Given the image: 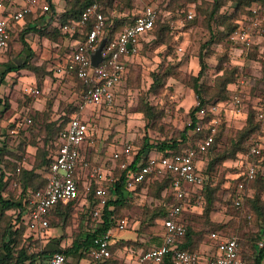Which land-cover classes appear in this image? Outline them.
I'll return each mask as SVG.
<instances>
[{
    "label": "rangeland",
    "instance_id": "1",
    "mask_svg": "<svg viewBox=\"0 0 264 264\" xmlns=\"http://www.w3.org/2000/svg\"><path fill=\"white\" fill-rule=\"evenodd\" d=\"M52 1L56 14L60 15L71 5V0ZM134 1L114 0L111 6L106 0L99 3L105 10L106 19L118 23L116 29L130 21L141 3H150L159 17L153 31L141 42L137 56L129 64V71L123 76L126 79L118 84L112 105L85 109L84 117L90 125L93 140L85 151L84 160L89 169L97 167L105 175V182L112 181L118 174L114 151L122 144L130 143L135 151L144 143L156 144L178 135L191 122L189 111L197 103L191 86L200 70L198 57L203 54L206 68L199 78L201 94L213 101L220 92V76L227 72L229 76L233 75L236 82L226 85L223 95L229 102L237 94L242 110L241 115L235 118L220 116L217 131L219 129L221 133L211 157L231 153L248 123L247 114L250 111H253L255 124L260 119L262 123L260 129L244 137L243 149L234 157L225 158L211 167L216 184L213 209L209 215L203 212L207 200L200 193V202L194 211L187 214L185 221L200 234L198 250H205L214 243L207 230L217 226L218 233L225 237L234 235L243 241L245 258L252 262L255 246L260 247V243H264V170L261 178L253 183V196L257 197V201L252 203L254 208L248 201L236 214L229 193L235 189L239 158L246 151L249 137L260 140L264 158V34H257L259 37L252 44L232 42L226 35L225 23H230L232 16L238 18L244 9L236 13L234 0H220L222 5L216 22L207 18L213 0H143L137 4ZM188 13L192 15L191 19L187 18ZM223 19L224 25H219ZM24 24L25 20L15 28L11 40L14 43L10 44L6 54L0 55V62L20 64L24 59L27 50L20 38ZM58 24L47 27L44 35L36 32L23 34L24 42L33 52L29 59L32 69L9 73L0 84L1 163L9 171L6 197L11 199L20 198L24 192L18 181L21 170L38 163L42 151L44 158L49 155V136L52 133L48 124L54 123L55 126L66 122L80 101V83L72 76L55 78L51 71V67L63 62L71 50L69 34L63 33ZM203 45L205 47L201 51ZM154 76L160 79L157 84L154 83ZM238 79H244L243 84L238 85ZM30 89H37L39 93L35 95ZM259 109H262V117H259ZM28 119L30 123H25ZM12 129L16 132L11 133ZM45 167L44 164L37 168L41 178ZM80 176V194L88 198L95 180L86 169ZM126 201L118 208L117 215L126 216L130 224L116 230L113 235V242L116 241L113 257H116L117 264H133L140 251H147L159 241L162 230L157 211L163 201L153 195L149 186L129 191ZM92 207V202L82 204L81 200L74 201L67 216L54 214L49 232L42 242L20 240L17 247L23 246L27 254L53 249L56 244L68 248L71 241L91 229ZM249 213L251 218L247 217ZM259 235L262 238L257 239ZM121 238L125 242H121ZM18 249L13 250L14 256ZM48 257V253L43 257L36 256L34 264H45ZM74 260L69 256L66 264Z\"/></svg>",
    "mask_w": 264,
    "mask_h": 264
},
{
    "label": "built area",
    "instance_id": "2",
    "mask_svg": "<svg viewBox=\"0 0 264 264\" xmlns=\"http://www.w3.org/2000/svg\"><path fill=\"white\" fill-rule=\"evenodd\" d=\"M1 1V0H0ZM15 9L6 15H0V55L8 47L10 30L19 25L28 14H45L50 10V3L47 0H5ZM143 0H135L140 3ZM129 22L123 24L120 30L107 42L105 36V15L102 13L98 2H93L86 6L80 17L69 23L60 25L62 32L72 36L79 34L82 38L76 40V44L67 55V58L56 64L53 68L55 76L64 77L74 74L81 80L84 88L81 91L80 101L77 109L66 121V126L62 129L58 137L53 141L51 161L45 169L44 185L29 191L24 201L25 208L21 209L19 219L14 217V226L23 223L27 233H31L34 239L42 241L49 232L48 215L54 206L60 203H67L80 196L77 185L79 174L86 169L90 176L94 178L97 186L94 188L95 200L91 218L93 220L91 229L97 227L102 222V210L106 203L109 191L103 185L106 181L105 175L97 167L88 168V163L81 158V146L85 142L92 143L93 133L91 132L88 120L85 119V109L95 106H111L115 99V89L122 81L127 72L129 63L135 58L140 49L141 42L149 34L156 19V11L152 5L140 4ZM250 13L243 16L238 22L239 26L229 34V38L234 43L249 44L256 34H264V6L251 7ZM191 19L192 15L187 14ZM88 22H92L90 30H85ZM105 39L102 49V59L96 66L91 64V56L98 48L100 42ZM240 80L239 84H243ZM33 94H38L37 89H30ZM236 91V89H234ZM241 100L234 94L230 100V105L238 111ZM221 103L209 105L197 114L198 119L204 118L209 113V121L206 123L208 134L196 141L195 146H188L180 152L170 154H150L147 162L140 164L137 169L129 170L125 181V189L131 191L135 185L144 179L148 181L154 177L170 175L169 185L166 193L171 194L172 202L167 209V216L160 219L163 229L162 240L159 245L150 247L147 251L138 255L136 264L146 262L158 263L167 253H171L174 264H245L240 255L239 240L236 236L225 235L218 232H211L210 239L213 240L214 251L204 252L202 250H185L176 248L174 245L177 238L184 234L185 228L181 222L180 214L189 206H197L201 195L196 186L203 181L200 160L196 159L198 151H204L210 146L217 134V126L221 123ZM262 109H259V117H262ZM26 120L25 123H30ZM190 124V122H189ZM188 124V125H189ZM19 126V124H18ZM16 126V127H18ZM202 124L195 126V132H200ZM12 129L11 133H15ZM133 146L130 143L122 144L121 148L114 151V159L124 154L131 158ZM262 144L256 137H249L246 151L239 158L238 181L236 182L234 204L241 206L245 185L254 178L259 163ZM127 162L120 163V168H124ZM18 170V168H17ZM19 210L16 211L18 214ZM113 225L105 231L100 232L93 238L89 264H114L110 261L113 256L110 252V241L113 232L129 226L130 221L124 215L111 214ZM263 242L260 243L262 246ZM67 257L64 253L55 251L51 253L45 264H66Z\"/></svg>",
    "mask_w": 264,
    "mask_h": 264
},
{
    "label": "trees",
    "instance_id": "3",
    "mask_svg": "<svg viewBox=\"0 0 264 264\" xmlns=\"http://www.w3.org/2000/svg\"><path fill=\"white\" fill-rule=\"evenodd\" d=\"M50 3V10L47 14H40V13H36V14H28L24 17L25 20V24H24V32L21 33V42L25 45L27 53H25L24 59L21 60L20 64H11V63H0V68H2L0 70V84H2V82L5 80V77L8 73L10 72H18L22 69H32V67L29 64V59L32 56L33 52L32 50L27 46L26 42H24L23 39V34L24 33H30V32H36V33H40L42 35L46 34L45 29L49 26H53L54 23H59L60 25L64 24V23H69L71 21H74L76 19H78L80 17V14L82 12V10L88 6L89 4H92L93 2H98V3H102V1L105 0H71L70 1V6L64 10V12L60 15V14H56L55 10H54V4L51 0H47ZM112 1L114 0H106V3H108L107 5L111 6L112 5ZM129 1H133V0H129ZM236 2V13L239 12L242 8H244L239 17L238 18H234L232 16V21L228 24L225 23V31H226V35H229L230 33H232L238 26H239V21L243 18V16L247 15L250 13L249 9L246 10L247 7L251 6V5H256L257 7H263L264 6V0H234ZM104 3V2H103ZM149 5H151L150 3H148ZM106 5V4H105ZM106 5V6H107ZM222 3L220 0H213L212 2V8L208 13V20L209 21H215L218 11L221 7ZM102 9V8H101ZM155 9V8H154ZM103 15H105V10H101ZM156 11V9H155ZM158 14L156 11V19L155 22L153 24L152 29L150 30L149 33H151L154 29V27L156 26V23L158 21ZM216 22V21H215ZM58 24V25H59ZM59 25V26H60ZM219 25H224V19L219 21ZM58 26V28H60ZM118 26L117 22H112L109 21L108 19L105 18V25H104V30H105V36L104 38L106 39V41L108 42L110 38H112L119 30L116 29V27ZM92 27V22H88L85 30H90ZM15 28H17V25L14 26L12 28V30H10V37L8 42V46L11 44V40L13 39V32L15 30ZM164 29L166 27H163ZM162 28V29H163ZM66 35V34H65ZM72 37L77 38V39H81L82 37L79 34H73ZM213 37V35H211V38ZM145 41V40H144ZM208 43V42H207ZM205 45H203L201 47V51H203ZM204 55L200 53L199 57H198V61H199V66H200V70L198 72V75L195 78V81L193 82L191 88L193 90V92L196 94L197 97V103L194 107H192L189 111V116L191 119V122L189 125L185 126L183 130H181L178 135H176L175 137H171L170 139H166V140H162L156 144H152V143H147V144H142L138 147H136V150L132 151V155L131 158L129 159L126 155L122 154L120 155L116 160H118L117 163V168H118V174L116 177H113L112 181H108L105 182L103 181V183L107 184L105 185V187L108 189L109 191V196L108 199L106 201V203L103 206V210H102V222L95 228L84 231L81 235H79L78 237H76V239H74L73 241L70 242V245L68 248H61L59 246L50 249V250H46V249H42L41 251L37 252V253H31V254H27V251L25 250V248L23 246L17 247V243L20 240L24 241H30L33 243L39 242L38 239H34L31 233H27L26 227L24 226L23 223H20L19 226H14L13 224V219L14 217L16 219H19L20 216V210L25 208V199L27 197V193L29 191H32L34 189H37L41 186L44 185L45 179L44 177L41 178V176L39 175L37 168L39 167V165H46V167L48 166V164L50 163L49 161H51V155H52V150L54 148L53 146V141L58 137V135L60 134V132L62 131V129L66 126L67 122H62L61 124H55L54 123H49L48 124V129H50L51 131V136H49V142H51V147H50V152L49 155L44 158V152H41V159L39 160L38 163H36L33 167L29 168V169H22L21 172L18 175V181L20 183L21 188L24 190V192L21 194L19 199H11L9 197H2L1 193H0V204H1V208H0V248H2L4 250V254H0V264L1 262L4 263H8V262H13V264H19V263H24L28 260H30L29 264H34V258L36 256H42L43 254L48 253V255H50L51 253L55 252V251H59L64 253V255L66 257L71 256L74 259H79V258H90L89 252L91 250V248L93 247V238L95 235L99 234L102 231H105L106 229L109 228V226L113 225V222L110 218L111 214H117L118 208L123 206L127 199V194L129 193V191H127L125 189V181L128 177L129 174V170H135L137 169V167L144 163L147 162V158L150 154H170V153H174V152H180L182 151L184 148H187L188 146H195L196 141L200 138H202L203 136H205L206 134H208V128L206 127V123H208L209 121V116L210 114L207 113L205 114L203 120L202 119H198L197 118V114L200 112V110L202 109H206L209 105L212 104H218V103H222V102H226V98L223 95V91L226 88V85H228L229 83H234V81L236 80L233 75L229 76L227 74V72H225V75L220 76L219 79V83H218V88L220 90L219 93H217L216 98L213 101H210L208 98H206L205 96H203L200 90L201 85L199 84L200 82V77L203 74V71L205 70L206 66H205V62H204ZM129 68V65L127 67V70ZM129 71V70H128ZM128 71L126 72V74L128 73ZM71 76L76 79L79 83H80V89L82 91V89L84 88V84L81 80L77 79L76 76L74 74H71ZM126 78L123 77L122 81H124ZM154 83H158L160 82V79H157V77L154 76ZM121 82V81H120ZM236 82V81H235ZM239 82V79L238 81ZM211 98V97H210ZM230 102V101H229ZM227 103V102H226ZM247 118H248V123H246V126L242 129L241 133H240V137H239V142L236 143V145L234 146L233 150L231 151V153L227 156L225 155H220L217 157H211L214 149H215V145L217 143V140L219 139V135H220V130L218 129L217 134H215L214 136V140L212 142V144L210 146H208L204 151H198L196 153V159L200 160V164L201 165V173L203 174V181L200 185L196 186V190L199 191V193L204 194L206 197V204L203 208V212L206 216L209 215L210 211L213 209V203H214V197L213 194L215 192V182L213 180V176L211 174V167H213L214 164H216L219 161H223L225 158L228 159V157H234L236 152L240 151L243 149L242 146V140L244 139V137H247V135L249 133H254V130H258L261 127V123H262V119H260L258 121L257 124H255L254 121V115H253V111H250L247 114ZM69 117H67L66 121H68ZM197 124H202L205 127H203V129L200 132H195V126ZM47 141V143H48ZM40 150V149H38ZM244 153V152H243ZM2 155H3V149L0 148V163L3 162L2 160ZM210 156V159L208 160L207 158ZM204 158L206 160V162L204 161ZM261 162L258 165L257 168V172L256 175L254 176L253 179H251L250 181L247 182V184L245 185V193L243 195V203L241 206H236L234 204V194H235V189L233 191H231L229 193V198L231 199V206L236 208V214L241 212V209L243 207H245V203L250 201L252 208H254V204H252L254 201H257V197L256 199L253 196V183L260 179L262 174H263V163H264V158H263V147H262V151H261V155H260ZM127 162V165L124 168H120V163L121 162ZM203 162H205V165H203ZM45 167V168H46ZM3 176L4 174L2 173L0 175V190L5 188L6 185L8 184V180L9 177H7V179L5 181H3ZM170 175H164L162 177H154L153 179H149L148 181H146L145 179L142 182H139L135 185V187L131 190L133 192H135L137 189H139L141 186L145 185V186H149L150 189L153 190V195L159 199H161V201H163L161 203V206L159 207L157 214H158V218L159 220L164 218L165 216H167V209L168 206L174 202V200L172 199L171 194L166 193V189L169 185V180H170ZM238 176H236L234 178V181L237 182L238 181ZM92 192L90 193V196L88 197L89 201L88 202H92L95 200V194H94V188L97 186L96 181H94L92 183ZM78 187L80 188V181L78 180L77 183ZM236 187V186H235ZM113 190L114 194L113 196L110 195V191ZM76 200H71L68 201L66 204L65 203H60L58 202L54 208L52 209L50 215H48V221H49V227H51V218L55 215H60V216H67L70 213L71 210V205L73 204V202ZM93 203V202H92ZM255 203V202H254ZM17 209V211L19 210L18 214H14V213H10L8 212V210L10 209ZM257 208V207H256ZM238 210V211H237ZM249 210V209H248ZM258 212H260L258 210ZM55 214V215H54ZM187 216L186 211H182L180 214V219L181 222L185 228V232L183 235H181L180 237L177 238V242L175 243V247L176 248H181V249H185V250H198L199 245H200V234H197L195 229L188 224L185 221V218ZM248 218H251V214L249 213ZM209 237H210V233L211 232H217V226L210 228L209 230ZM259 238H262L261 235H259ZM113 239V237H112ZM124 239H120L121 242H125ZM162 240V235H160L159 237V241L154 245H159L161 243ZM239 246H240V255L241 257L244 259L245 264H261L262 261L264 260V244H262V246L257 247L255 246L254 249V253L252 255V262L247 261V259L245 258V254L242 248V244L243 241L241 239H239ZM116 242V241H115ZM115 242L110 241V252L111 255L113 256V247L115 246ZM17 253L14 256V249H17ZM144 251H140L139 255L142 254ZM111 262H113L114 264H117V259L115 257L110 259ZM142 264H174L173 258L171 253H167L163 259L158 262V263H153V262H144Z\"/></svg>",
    "mask_w": 264,
    "mask_h": 264
},
{
    "label": "crops",
    "instance_id": "4",
    "mask_svg": "<svg viewBox=\"0 0 264 264\" xmlns=\"http://www.w3.org/2000/svg\"><path fill=\"white\" fill-rule=\"evenodd\" d=\"M52 1V0H51ZM53 2V1H52ZM53 4H54V2H53ZM16 6H18L19 4H15ZM15 5H12V4H10L9 2H7V1H5V0H1L0 1V15H6L7 13H10L11 11H13L14 9H15ZM57 11V10H56ZM45 14H47V13H45ZM68 36V38H69V41H70V49H72L73 48V46L76 44V40H78L77 38H74V37H72V36H69V35H67ZM259 37V35H254L253 36V39H252V42H250L249 44H252V43H254L255 42V40L257 39ZM14 42H12L11 44H13ZM240 44H242V43H240ZM10 46V45H9ZM8 46V47H9ZM8 47H7V50L2 54V55H4V54H6L7 52H8ZM70 52H71V50H70ZM69 52V53H70ZM1 55V56H2ZM0 56V57H1ZM0 61H1V58H0ZM132 62V61H131ZM130 62V63H131ZM0 63H3V62H0ZM8 63V62H7ZM129 63V64H130ZM54 66H56V65H54ZM54 66H52L51 67V71H52V74H53V76L55 77V78H59L58 76H55V74H54V72H53V68H54ZM23 70V69H22ZM21 71V70H20ZM10 73H12V72H10ZM9 74V73H8ZM71 75H66V76H64V77H60V78H64L65 79V77H70ZM20 78H22V77H20ZM27 79H29L28 77H26ZM33 80H34V78H32ZM242 80H244V79H242ZM46 81V80H45ZM2 84H3V82H2ZM117 88V87H116ZM38 91V90H37ZM115 92H116V89H115ZM38 93H39V91H38ZM220 106H221V108H222V112H221V116L222 115H224V116H229V115H231V116H233L234 118L235 117H237L238 115H241V113H242V110H241V105H239L238 106V111H237V113H236V111L234 110V108L232 107V105H230V102H222L221 104H220ZM34 107V106H33ZM35 109H38V108H36V106L34 107ZM77 109V106H75V109H74V111ZM73 111V112H74ZM72 114V113H71ZM71 115H69L68 117H70ZM230 116V117H231ZM91 145V143H89V142H85V143H83L82 144V146H81V153H80V155H81V158H85V151H86V149H87V147L88 146H90ZM118 150V149H117ZM116 160V159H115ZM46 169V168H45ZM4 174V176H3V181H5L6 179H7V175H8V173H9V171H8V169H6L4 166H3V164L2 163H0V175L1 174ZM44 174H45V171H44ZM81 174V173H80ZM80 174H79V181H80V179H81V176H80ZM237 176V175H236ZM43 177H44V175H43ZM45 179V178H44ZM88 190H89V188H88ZM0 193H1V195H2V197H5L6 198V196H7V194H8V192H7V186L5 187V188H3V189H1L0 190ZM113 194H114V192H113V190H111L110 191V195H112L113 196ZM19 199V198H18ZM76 201H78V200H81V202H82V204H86V203H88L87 201H88V198H87V195H83V197L81 196V194H80V196L77 198V199H75ZM82 200H84V201H82ZM86 200V201H85ZM196 206H189V208L187 209V210H185L186 211V213L187 214H189V212H192V211H194L196 208H195ZM0 208H1V204H0ZM16 211H17V209H10V210H8V212H12V213H14V214H16ZM160 221V220H159ZM50 228V227H49ZM115 232V231H114ZM114 232H113V235H114ZM162 233H163V229L161 230V233H160V235H162ZM113 235H112V237H113ZM112 241H113V239H112ZM40 242H42V241H40ZM58 245L56 244V247H57ZM202 251H204V252H212V251H214V244L212 243V244H210L209 246H207L206 248H205V250H202ZM0 254H1V256H2V254H4V250L2 249V248H0ZM115 257V256H114ZM116 258V257H115ZM30 263V260H28V261H26V262H24V263H19V264H29ZM90 263V258H79V259H75L74 261H69V263L68 264H89ZM1 264H13V262H8V263H4V262H1ZM133 264H136V260L133 262Z\"/></svg>",
    "mask_w": 264,
    "mask_h": 264
},
{
    "label": "water",
    "instance_id": "5",
    "mask_svg": "<svg viewBox=\"0 0 264 264\" xmlns=\"http://www.w3.org/2000/svg\"><path fill=\"white\" fill-rule=\"evenodd\" d=\"M104 44H105V39H103V40L100 42L98 48H97L96 51L92 54V56H91V64H92L93 66H96V65L98 64V62L101 61V59H102V54H101V52H102V49H103V47H104Z\"/></svg>",
    "mask_w": 264,
    "mask_h": 264
}]
</instances>
